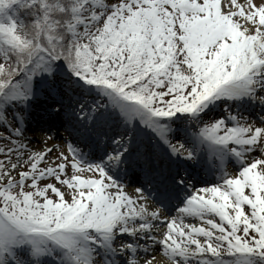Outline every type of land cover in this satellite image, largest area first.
I'll return each mask as SVG.
<instances>
[{
  "label": "snow or ice",
  "instance_id": "1",
  "mask_svg": "<svg viewBox=\"0 0 264 264\" xmlns=\"http://www.w3.org/2000/svg\"><path fill=\"white\" fill-rule=\"evenodd\" d=\"M0 141V264H264V0H0Z\"/></svg>",
  "mask_w": 264,
  "mask_h": 264
},
{
  "label": "bare ground",
  "instance_id": "2",
  "mask_svg": "<svg viewBox=\"0 0 264 264\" xmlns=\"http://www.w3.org/2000/svg\"><path fill=\"white\" fill-rule=\"evenodd\" d=\"M238 2H242V0H238ZM43 94H44V92H43ZM25 135L26 136H30V137H32V139L34 140V141H37V142H39V140H40V137H39V135L37 134V133H34V132H31V134L30 133H26L25 132ZM29 141H31V140H29ZM61 144L60 142H55V144ZM44 146V145H43ZM42 146V147H43ZM236 162H233V164H232V166L235 164ZM210 183H214V182H210ZM128 191V190H127ZM130 194H131V192L130 191H128ZM184 220H188V222L187 223H185V224H189V223H197L198 221L195 219V218H184ZM185 230H187V229H185ZM157 255H159L158 254V252H157V254H156V261L159 263V264H168V262H167V260H166V258H163L162 256H157ZM158 263H156V264H158Z\"/></svg>",
  "mask_w": 264,
  "mask_h": 264
},
{
  "label": "rangeland",
  "instance_id": "3",
  "mask_svg": "<svg viewBox=\"0 0 264 264\" xmlns=\"http://www.w3.org/2000/svg\"><path fill=\"white\" fill-rule=\"evenodd\" d=\"M25 132L31 134V131H29V130H26ZM30 140H31V141H29L30 146H32L36 150L41 149L42 146L45 145V144H49L48 143L49 141L44 136L40 137L39 142L34 141L33 139H30ZM0 142H3V141H0ZM57 151L58 150L54 149L52 154L54 155ZM85 174H87V173H85ZM57 186H59V185H57ZM154 264H156V263H154Z\"/></svg>",
  "mask_w": 264,
  "mask_h": 264
},
{
  "label": "trees",
  "instance_id": "4",
  "mask_svg": "<svg viewBox=\"0 0 264 264\" xmlns=\"http://www.w3.org/2000/svg\"><path fill=\"white\" fill-rule=\"evenodd\" d=\"M21 15L23 16V11H21ZM25 19H27V17H25Z\"/></svg>",
  "mask_w": 264,
  "mask_h": 264
}]
</instances>
